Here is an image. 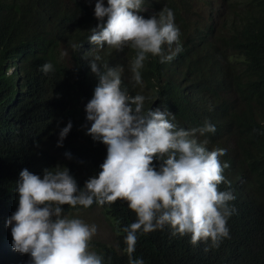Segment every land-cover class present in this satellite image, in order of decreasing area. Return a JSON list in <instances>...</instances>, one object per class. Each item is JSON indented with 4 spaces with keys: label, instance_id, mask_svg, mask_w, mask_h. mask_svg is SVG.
<instances>
[{
    "label": "trees",
    "instance_id": "obj_1",
    "mask_svg": "<svg viewBox=\"0 0 264 264\" xmlns=\"http://www.w3.org/2000/svg\"><path fill=\"white\" fill-rule=\"evenodd\" d=\"M95 2L0 0V264H31L29 254L13 250L7 225L18 207L21 170L42 177L60 164L79 187L100 171L106 146L86 135L85 119L98 83L90 68L96 56L120 71L129 97L145 96V112L166 107L185 130L207 121L216 131L194 139L207 140L208 151L227 150L219 189L235 196L229 236L214 247L211 241L194 246L190 234L173 236L167 226L138 232L133 258L144 264H264V0H147L139 13L145 18L173 12L182 51L166 63L149 55L139 84L132 80L134 49L89 43V30L107 19L95 18ZM174 49L164 46L165 54ZM46 63L53 67L47 73ZM69 121L72 128L58 146ZM92 206L108 221L113 243L92 238L90 251L103 264H129L122 229L135 222V213L120 200ZM81 208L65 205L64 214L74 218Z\"/></svg>",
    "mask_w": 264,
    "mask_h": 264
},
{
    "label": "clouds",
    "instance_id": "obj_2",
    "mask_svg": "<svg viewBox=\"0 0 264 264\" xmlns=\"http://www.w3.org/2000/svg\"><path fill=\"white\" fill-rule=\"evenodd\" d=\"M91 2V0H86ZM147 0H96L94 16L98 21L90 29L89 43L115 51L130 47L136 51L132 80L142 82L141 69L148 56L170 62L182 51L180 30L168 9L145 18ZM175 49L165 54L164 46ZM81 45H73V48ZM90 61L98 83L85 105V119L90 122L86 135L106 146V158L98 174L79 187L67 167L57 164L43 170L42 177L23 169L15 191L18 207L10 216L12 248L29 254L31 264H103V258L90 251V241L97 233L95 224L64 214V206L88 208L93 203L111 205L125 201L136 215L135 222L122 229L126 233L125 252L129 264H144L134 259L137 233L144 234L169 227L173 236L190 234L195 246L211 241L218 247L229 236L227 219L234 211L230 191H221L225 183L221 162L226 149L208 151L194 137L214 133L213 124L185 130L179 128L175 115L166 107L145 112V96L129 97L121 89V73L109 63ZM50 63L42 67L52 71ZM72 128L69 121L59 132L58 146ZM71 158L69 154H65Z\"/></svg>",
    "mask_w": 264,
    "mask_h": 264
},
{
    "label": "rangeland",
    "instance_id": "obj_3",
    "mask_svg": "<svg viewBox=\"0 0 264 264\" xmlns=\"http://www.w3.org/2000/svg\"><path fill=\"white\" fill-rule=\"evenodd\" d=\"M77 215L78 216H74V218H79L90 226L93 224L97 226V233L92 238L102 240L106 243H113V235L109 223L104 218L98 206H92L90 208L83 207Z\"/></svg>",
    "mask_w": 264,
    "mask_h": 264
}]
</instances>
